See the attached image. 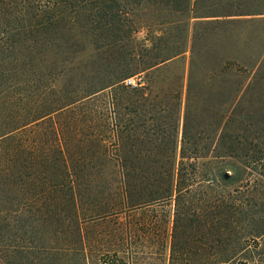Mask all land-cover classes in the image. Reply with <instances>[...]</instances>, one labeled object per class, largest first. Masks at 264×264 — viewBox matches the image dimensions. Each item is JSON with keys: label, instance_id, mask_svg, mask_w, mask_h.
<instances>
[{"label": "trees", "instance_id": "16d2710c", "mask_svg": "<svg viewBox=\"0 0 264 264\" xmlns=\"http://www.w3.org/2000/svg\"><path fill=\"white\" fill-rule=\"evenodd\" d=\"M206 1L0 0V206L6 199L39 201L62 224L63 230L53 237L55 245L74 238L68 240L70 249L44 246L31 253L6 244L0 235V264H87L84 225L121 215L137 217L140 210L163 204L174 206L168 264H264V198L259 202L250 195L243 202L238 189L229 191L241 181L237 165L244 157L264 178V142L262 157L254 155V142L241 136H209L207 130L194 128L192 110L197 88L212 100L221 99L215 91H223V107L235 109L243 89L264 67L263 44L256 56L252 49L246 66L238 53L235 60L222 63L220 71L197 78L198 28L221 21L210 18L249 17L227 23H264V0H242L255 11L198 13L199 4ZM147 4L156 5L165 18L159 34L150 35L151 46H144L157 53L152 61L137 64L134 57L135 64H130L138 27L125 20L136 6L148 11ZM74 30L86 34L91 43V50L83 52L100 60L88 72L79 56L71 58L63 48L66 35ZM53 50L59 57H51ZM188 52L192 59L184 112L181 89L164 97L154 88H144V80L137 87L125 84L142 73L165 72ZM221 74L231 79L220 88ZM96 101L99 111L91 107ZM84 102L83 125L75 124L71 132L60 118ZM48 122L54 125L53 150L39 142L28 153L23 146L22 152L19 135ZM219 161L214 172H199L200 166ZM1 215L0 210V220ZM137 227L139 232L146 230L143 223ZM101 259L105 264L139 262L136 254L126 258L116 251Z\"/></svg>", "mask_w": 264, "mask_h": 264}, {"label": "rangeland", "instance_id": "374dc122", "mask_svg": "<svg viewBox=\"0 0 264 264\" xmlns=\"http://www.w3.org/2000/svg\"><path fill=\"white\" fill-rule=\"evenodd\" d=\"M241 4V6H240ZM150 6L148 11L141 10L138 6L134 9L132 15L125 20L129 25L135 24L138 27V32L135 34L136 45L135 48L131 46V59L128 60L130 64H135L132 58H136L137 64L143 61L149 62L154 59L157 51L148 52L146 47L151 45V36L154 33L159 34L160 23L165 18L158 11L157 6L147 4ZM240 6V7H239ZM253 10L247 9L242 0H233L231 4L220 3L219 0H208L199 4L198 13H211V14H238L243 11ZM245 14V13H243ZM249 17H231V18H210L207 20H221L219 23H211L209 25L201 26L198 28V39L195 44L196 60L198 62V70L196 72L197 78L203 80L211 71H220L221 64L235 60L238 53H241L240 58H243L242 64L251 62L249 57L254 49L256 56L262 50L264 44V23H247L240 22L229 24L228 20L237 21L238 19H248ZM253 18V17H251ZM263 18V17H256ZM167 19V18H166ZM224 20H227L226 22ZM224 22V23H223ZM196 24V20L191 22V29ZM150 28V29H149ZM193 30L191 31V38ZM88 36L82 35L79 31L74 30L66 35L63 48L67 50L71 58L79 56L83 61V68L85 72L89 69L100 65V60H91L88 57L86 50H91L90 41H86ZM249 44V47H247ZM52 58L59 57L56 50ZM84 53V54H83ZM89 53V52H88ZM115 54V52H114ZM106 53L105 56H107ZM56 56V57H55ZM121 60H125L124 53L121 52ZM130 58V57H129ZM192 54L190 52L178 57L170 63V67L165 72L157 71L154 73H142V78L145 82L144 88L153 91V88L165 97L171 95L172 92L181 89L182 92V109L185 110L187 99V81L190 69ZM264 66V62L262 63ZM238 67H236L237 69ZM258 79H252V84L243 89L240 104L235 108L226 110L227 105L223 107L224 100L226 99L223 91L217 90L213 95H221V99L212 100L208 93L204 92L202 95L201 89H195L194 93L196 98L194 100L192 110L194 113V128L197 130H207L209 136H241L248 142H254L256 150L254 155L262 156V144L264 142V67L262 68ZM83 72V69L80 71ZM222 72V71H221ZM149 75L151 81H149ZM221 84L229 82L231 77L229 75L221 74ZM256 79V80H255ZM225 80V81H224ZM229 80V81H226ZM245 86L247 87L249 78L245 79ZM148 92V90H147ZM226 103V102H225ZM84 103L76 104L71 107V111L67 117L60 118L62 126H68L72 132L76 129L77 125H83L84 112L87 111ZM99 101L93 102L91 107L95 111L101 110L99 108ZM123 113H126L123 110ZM225 115V117H224ZM223 116V117H222ZM56 118V116H55ZM224 119V120H223ZM75 124L76 127H75ZM32 132L24 131L19 135V143L21 144V151L23 146L27 153L34 146H38L39 142L47 150H53L54 146V125L48 122L44 126L32 127ZM30 129V130H31ZM43 142V143H41ZM142 146L136 147L141 149ZM245 155L248 153H244ZM253 155V153H252ZM227 161L233 159H226ZM221 161V162H225ZM226 161V162H227ZM201 163L206 162L201 160ZM221 162L213 166H200L199 172L208 175L214 172V168H218ZM233 162L236 163L235 160ZM242 163H238V178L240 183L233 187H229V191L239 190L241 194L239 197L243 202H247L250 195H255L256 200L259 202L264 198V178L259 174L257 166H247V158L244 157ZM252 164V163H251ZM224 166V165H223ZM258 168V167H257ZM231 174V172H229ZM263 194V197H260ZM0 210L2 211L0 220V235L5 237V242L8 245H16L18 249H22L31 253H38L42 251L44 246L60 247L61 249L72 248L71 243L74 239L68 238L58 241L55 245L53 237L55 234L61 232L59 228L60 220L54 219V214L41 202L26 200L19 198L14 202L6 199L2 201ZM139 215L136 217H126L121 215L119 218H110L95 223H89L83 226L84 247L87 254V264H105L100 258L108 252H118L120 257H126L129 254H136L139 262L137 264H168V255L170 254V240L173 229V204H163L161 206L154 205L148 209L140 210ZM65 221H63V224ZM145 224V231H137L139 224ZM66 225V224H65ZM148 225V226H147ZM129 226H132V231H128ZM134 226V227H133ZM150 226V227H149ZM132 243L133 248H129L126 244ZM50 243V244H49ZM74 243V242H73ZM78 246V245H77ZM128 249V250H127ZM128 252V253H127Z\"/></svg>", "mask_w": 264, "mask_h": 264}, {"label": "built area", "instance_id": "2783aa9c", "mask_svg": "<svg viewBox=\"0 0 264 264\" xmlns=\"http://www.w3.org/2000/svg\"><path fill=\"white\" fill-rule=\"evenodd\" d=\"M125 84L133 87L141 86L143 84V78L140 76H136L134 78L128 79Z\"/></svg>", "mask_w": 264, "mask_h": 264}]
</instances>
